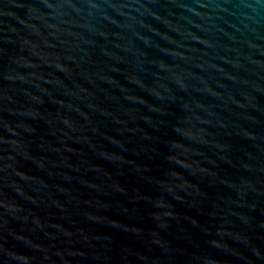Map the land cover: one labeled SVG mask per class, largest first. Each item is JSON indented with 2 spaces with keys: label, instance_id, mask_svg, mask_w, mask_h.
<instances>
[{
  "label": "water",
  "instance_id": "water-1",
  "mask_svg": "<svg viewBox=\"0 0 264 264\" xmlns=\"http://www.w3.org/2000/svg\"><path fill=\"white\" fill-rule=\"evenodd\" d=\"M0 264H264V0H0Z\"/></svg>",
  "mask_w": 264,
  "mask_h": 264
}]
</instances>
